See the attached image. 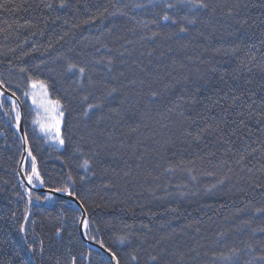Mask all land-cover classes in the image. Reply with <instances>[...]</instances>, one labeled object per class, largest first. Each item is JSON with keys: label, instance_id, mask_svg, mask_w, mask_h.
<instances>
[{"label": "trees", "instance_id": "16d2710c", "mask_svg": "<svg viewBox=\"0 0 264 264\" xmlns=\"http://www.w3.org/2000/svg\"><path fill=\"white\" fill-rule=\"evenodd\" d=\"M65 2L0 0V81L44 188L68 189L121 264H264V0ZM31 80L63 105L62 149L34 126ZM0 100V264H111L73 204L20 182Z\"/></svg>", "mask_w": 264, "mask_h": 264}, {"label": "snow or ice", "instance_id": "6c2138e0", "mask_svg": "<svg viewBox=\"0 0 264 264\" xmlns=\"http://www.w3.org/2000/svg\"><path fill=\"white\" fill-rule=\"evenodd\" d=\"M153 3L155 4V0H153ZM180 3L181 4H187V5H190L191 7H195V8H198V9H201V10H207L209 8V4L205 2V0H180ZM66 2L65 0H61V3L59 4V7L60 8H64L66 7ZM239 5H237L238 7ZM0 7H3V5H0ZM48 7H52V5H48ZM137 7H142V5H137ZM166 8L168 9H172V8H175L176 5L174 4H171V3H167L165 5ZM105 11H107V9H105ZM122 15V13H121ZM163 20L167 21L170 19V16L165 13L162 17ZM190 23L194 22V21H189ZM180 31L181 32H184L186 31L185 28H180ZM153 35H157L156 33H154ZM109 63H111V61H109ZM77 66L74 65V64H70L68 66V71H72L73 69H76ZM21 72H25L27 71V69L25 68H21L20 69ZM78 72L83 75L84 72H85V69L83 67H80L78 69ZM31 83V88L33 89V92L31 94L32 96V101L33 103L35 104L37 102V93H36V89H41L42 92H41V95L43 96H47V84L44 82V81H40V80H31L30 81ZM4 85V82L3 81H0V88H2ZM113 92L116 91V89H112ZM5 95L4 92H0V97H3ZM25 95H29L28 93H25ZM109 95H111V93H109ZM153 96L157 95L155 92L152 93ZM12 96H15V93L13 92L12 93ZM238 99V98H236ZM84 100H87V97H84ZM12 104H13V109L16 111V120L17 122H19L20 120V112L19 110L16 108V101L13 100L12 101ZM3 107V101L0 100V108ZM41 107L44 108V110L46 112L49 113V116H50V121L49 123L47 124H43L41 125V128L42 130L44 131H55V139L58 140V143L60 145H63L64 144V139L61 138L60 136V124H61V121H62V118L64 116V111L62 110L63 109V105L61 104L60 100H47L43 103H41ZM99 107L98 104H89L88 105V110L85 111L84 115H88V111L94 109V108H97ZM31 154V153H29ZM241 159H243V157H241ZM87 161H85V167L87 166ZM211 175V174H210ZM35 180H40V175H39V172L37 171L36 169V161H35V157L32 158V174L28 175L27 176V181L29 184H32L33 181ZM40 183H43L42 180H40ZM219 183H223V181H219ZM215 187V185L213 186ZM54 191L56 192H65V193H68L69 195H71L72 193L69 192L68 189L66 188H57V189H54ZM29 197H31V193L29 192ZM256 212L257 213H261V214H264V209H256ZM85 227H87V223L85 222ZM21 231H23V229H21ZM57 234H59V232H57ZM120 242L123 243L124 242V238H120ZM103 247V245H101ZM107 251H109L110 253V258L111 260L115 261V264H121V260H120V257L118 256V254L114 251H111L110 249H108ZM130 259L133 261V262H136V264H139L138 262V258L136 255H131ZM151 261H152V264H155L156 260H157V257L156 256H151L149 258ZM223 259L227 260L228 257H223Z\"/></svg>", "mask_w": 264, "mask_h": 264}, {"label": "water", "instance_id": "95a60500", "mask_svg": "<svg viewBox=\"0 0 264 264\" xmlns=\"http://www.w3.org/2000/svg\"><path fill=\"white\" fill-rule=\"evenodd\" d=\"M0 92L5 93L3 97L6 98L11 103L12 106H13L12 101L15 100L17 108L20 112L19 122H17L15 118V113H14L15 125H12L13 129L16 131L21 141V144H22V158H21L20 165L18 168V177H19L20 182H22V184L30 191L37 192V193H40L48 197L62 198V199L67 200L71 204H73L81 213L80 234H81V237L84 243L87 244L91 249L95 251H99L100 253L106 255L110 259L111 264H115V261L111 260L110 253L109 251H107V249L95 243H92L86 239V235H85L86 227L84 225H85V222H87V215L82 205L80 204V202H78L76 198L72 197L68 193L56 192V191L45 189L43 183H40L41 179L39 180L38 185H35L34 183L32 184L28 183L27 176L24 172V168L26 167L27 161L28 160L32 161L33 157H32V154H29L31 153V151H30L29 143L27 140L26 132H25L24 119H23V114H22V105H21V102L18 100V98L16 96H12V94L8 92L4 87L0 88Z\"/></svg>", "mask_w": 264, "mask_h": 264}, {"label": "rangeland", "instance_id": "374dc122", "mask_svg": "<svg viewBox=\"0 0 264 264\" xmlns=\"http://www.w3.org/2000/svg\"><path fill=\"white\" fill-rule=\"evenodd\" d=\"M35 91L37 93V102L34 104L32 101V96H31L33 89L31 88V84H30V89L28 92V94H29L28 99L30 101V104H31V106L34 110V114H35L34 126L36 127L38 133L44 137L47 144H49L55 148L62 149L63 145H60L58 143V140L54 138L55 137V131H44L41 128V125L47 124L50 121L49 113L46 112L43 107H41V103L45 102L46 99L52 100L49 96L48 90H47V96L46 97L41 95V92H42L41 89L38 88ZM62 124H63V118H62V121L60 124V136H61V138H62ZM25 168H24V172H25ZM30 174H32V166L30 168Z\"/></svg>", "mask_w": 264, "mask_h": 264}]
</instances>
